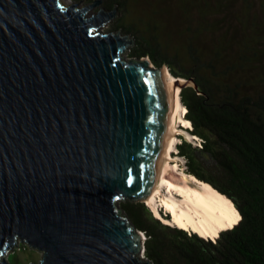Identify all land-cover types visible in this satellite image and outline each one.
Returning <instances> with one entry per match:
<instances>
[{"label": "water", "instance_id": "water-1", "mask_svg": "<svg viewBox=\"0 0 264 264\" xmlns=\"http://www.w3.org/2000/svg\"><path fill=\"white\" fill-rule=\"evenodd\" d=\"M101 0H0V264H153L118 201L155 185L177 113L165 68L123 57L132 37L98 28ZM123 201V200H122Z\"/></svg>", "mask_w": 264, "mask_h": 264}, {"label": "trees", "instance_id": "trees-1", "mask_svg": "<svg viewBox=\"0 0 264 264\" xmlns=\"http://www.w3.org/2000/svg\"><path fill=\"white\" fill-rule=\"evenodd\" d=\"M106 1L120 11L112 28L134 35L132 56H149L194 82L179 93L191 124L183 128L196 138L181 134L177 154L187 173L225 194L240 213L210 240L162 222L140 200L122 199L126 218L146 236L145 257L153 264H264V2L253 12L254 0H191L177 22L187 33L181 49L133 18L130 1Z\"/></svg>", "mask_w": 264, "mask_h": 264}, {"label": "bare ground", "instance_id": "bare-ground-1", "mask_svg": "<svg viewBox=\"0 0 264 264\" xmlns=\"http://www.w3.org/2000/svg\"><path fill=\"white\" fill-rule=\"evenodd\" d=\"M163 67L165 68L167 101L168 105H172L174 100L172 82L177 80V77L170 73L167 66ZM180 80L183 79L180 78ZM185 112L186 107L181 102L178 90L174 130L170 131L166 145V153L169 158L171 150L177 149V133L179 131L183 132L188 139L195 138L194 135L185 131L184 126H181L184 124L187 127L190 124V121L183 116ZM169 164L168 159L161 163L155 185L145 199L146 204L154 211L156 218L162 220L163 216L160 215L159 206L163 204L169 211L168 217L164 218L166 223L187 228L212 240H215L222 230L231 228L239 221L240 213L230 198L193 174L182 172L183 182L172 180L167 176V172L172 167H169ZM174 167L177 165H173V169Z\"/></svg>", "mask_w": 264, "mask_h": 264}, {"label": "rangeland", "instance_id": "rangeland-1", "mask_svg": "<svg viewBox=\"0 0 264 264\" xmlns=\"http://www.w3.org/2000/svg\"><path fill=\"white\" fill-rule=\"evenodd\" d=\"M63 1L66 4H69L75 0H63ZM92 1H90L89 3H91ZM101 1L102 2H100L98 5L89 9V11L87 12L88 16L96 13L99 10V8H102L104 11H111L113 9V7L108 8L105 5V4H107L106 0H101ZM128 1H130V2L127 5V8H128V11H131V13H132L131 16L133 18L136 17V20L140 21L144 26L149 25L151 28L155 29V34L157 35L158 38H160L161 36H164V33H166L167 38L169 39V42L171 44L170 47L181 48V49L184 48L185 40L187 38V33H185V31L182 30V26H181L182 24H180L178 26L177 22L182 17V11H183L184 7L187 5L189 7L191 6L190 5L191 0H162V1L161 0H128ZM240 1H238L236 3V9H238L242 5V2H240ZM261 2L263 3L264 0H254V5L252 8L253 12L259 11V7H260ZM86 3H88V2L82 1V3L79 6H82ZM115 10H116V16H114L113 18H110L108 21H106V23H104V25L100 26L98 28L99 32H116L119 30V29L112 28V24L115 22L116 18L120 15V11H119L118 6L117 7L115 6ZM193 10H195V9H193ZM193 15H194V12H193ZM180 28H181V30H179ZM119 33L128 34V36L132 37L133 40L135 39L134 35L132 33L124 32L121 29H120ZM131 46L132 45H129L127 47L128 51H125L126 54L123 53V57H125L126 59H130L131 57L136 58L135 56L131 55ZM169 52L173 53L174 51H172V52L169 51ZM142 57L143 58L146 57L149 65L156 67L152 63V61L150 60L149 56H142ZM142 57L136 58V59H141ZM163 66H166V65L164 64ZM181 78L186 79L183 77H181ZM180 89H181V87H180ZM180 89H179V92H180ZM190 125L191 124H189L188 127ZM181 126L186 127V125H184V124H182ZM177 129H179V128L177 127ZM181 134L185 136V134L183 132L179 131L177 133V137H178L177 143L180 141L179 136ZM188 140H190V139H188ZM170 154H171V156L168 159V161L170 163L169 167H171V166L172 167L167 172V176L174 181L183 182L184 178H183L182 172H186L185 160L183 157H181L177 154V149H172ZM173 165H177V167H174V169H173ZM145 199H143L141 201L145 205H147ZM120 202H122V200L118 201V205L121 208ZM148 208H149V210H151V208L149 206H148ZM159 211H160V215L163 216V218L161 217L162 218L161 221L166 223L164 218L168 217L169 211L166 210V208L163 204L159 206ZM122 213L125 215V212L123 211V209H122ZM151 213H152V215H155L153 210H151ZM166 224H168V223H166ZM169 225H172V224H169ZM184 229H186L190 233H194L192 230H189L187 228H184ZM137 230L140 231L141 236L143 238V243H144V241L146 239L144 232L142 230H139V229H137ZM210 240H212V239H210ZM16 246L17 247H15V245H14L12 247V250H9L4 255V259H7L8 264H31V263L37 262L42 255L41 252L38 251L37 249L30 248V246H28L27 244H24L22 242L17 241ZM141 254L143 256H145L144 247H143V250H141Z\"/></svg>", "mask_w": 264, "mask_h": 264}, {"label": "clouds", "instance_id": "clouds-1", "mask_svg": "<svg viewBox=\"0 0 264 264\" xmlns=\"http://www.w3.org/2000/svg\"><path fill=\"white\" fill-rule=\"evenodd\" d=\"M143 247H144V245H143Z\"/></svg>", "mask_w": 264, "mask_h": 264}]
</instances>
